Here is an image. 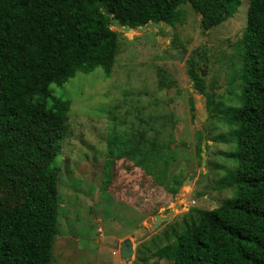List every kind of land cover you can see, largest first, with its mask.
Returning <instances> with one entry per match:
<instances>
[{
  "label": "rangeland",
  "instance_id": "rangeland-1",
  "mask_svg": "<svg viewBox=\"0 0 264 264\" xmlns=\"http://www.w3.org/2000/svg\"><path fill=\"white\" fill-rule=\"evenodd\" d=\"M248 7L242 0L232 17L209 30L189 2L179 5L183 16L172 28L113 26L119 44L111 76L96 68L52 85L71 109L64 124H35L39 137L45 129L63 135L56 146L59 234L51 264H174L156 251L196 220L191 209L211 210L235 195L222 179L237 166L229 156L237 146L235 127L227 119L241 103ZM189 60L205 79L203 93L188 75ZM208 94L221 105L208 109ZM41 165L18 180L33 182ZM0 199L15 208L24 192L1 182ZM169 214L154 228L157 216ZM128 238L134 253L124 259Z\"/></svg>",
  "mask_w": 264,
  "mask_h": 264
},
{
  "label": "trees",
  "instance_id": "trees-1",
  "mask_svg": "<svg viewBox=\"0 0 264 264\" xmlns=\"http://www.w3.org/2000/svg\"><path fill=\"white\" fill-rule=\"evenodd\" d=\"M186 2L201 15L205 30L232 17L242 4L0 0V183L17 184L24 192V201L15 208L0 199V264L52 262L60 209L56 146L63 135L45 129L39 137L35 124L43 119L64 124L71 109V101L56 96L52 85H64L78 72L96 68L112 75L119 44L113 16L132 28L151 22L173 26L183 16L179 5ZM248 2L241 103L227 119L235 127L237 146L229 156L237 166L222 179L235 188V195L211 210L191 209L196 220L156 251L174 264H264V0ZM188 75L205 92L194 60L188 61ZM220 105L207 95L208 109ZM40 163L33 182L18 180V174Z\"/></svg>",
  "mask_w": 264,
  "mask_h": 264
},
{
  "label": "water",
  "instance_id": "water-1",
  "mask_svg": "<svg viewBox=\"0 0 264 264\" xmlns=\"http://www.w3.org/2000/svg\"><path fill=\"white\" fill-rule=\"evenodd\" d=\"M104 13H107V9L104 8L103 9ZM113 24L114 26H116L117 28L122 29L123 31H131V30H137L139 32H142L144 30H146L148 27H152V26H162L163 28H166L167 25L165 23L162 22H151L148 25L139 27V28H132L130 26H121L120 22L117 20V18L115 16H113L112 18ZM169 28H172V26H168ZM172 32L171 30L168 31V36H171ZM172 51H175L174 49H171ZM178 56V59L180 61L184 60V55L180 54V53H176ZM207 110V108L205 107V111ZM205 115H207V113H205ZM200 122V119H198V123ZM204 149V146H203ZM202 156H205V150L202 152ZM205 162V161H204ZM198 174V171H195L193 174L189 175L188 179L184 181V185H187L194 177H196ZM171 217V214L167 215V216H157L156 217V224L154 225V228L157 226V224H159L162 220H167ZM134 253V246H133V242L131 239H125L122 243V257L124 259H129L132 254Z\"/></svg>",
  "mask_w": 264,
  "mask_h": 264
}]
</instances>
